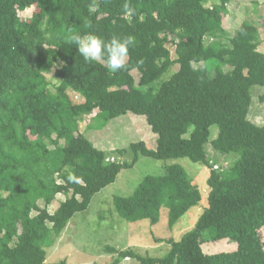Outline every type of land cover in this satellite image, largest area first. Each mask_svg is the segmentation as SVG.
Returning a JSON list of instances; mask_svg holds the SVG:
<instances>
[{"label":"trees","instance_id":"obj_1","mask_svg":"<svg viewBox=\"0 0 264 264\" xmlns=\"http://www.w3.org/2000/svg\"><path fill=\"white\" fill-rule=\"evenodd\" d=\"M215 1L0 0V264H66L47 262L46 247L123 169L142 156L210 167L207 145L237 159L226 170L211 169L207 207L193 228L179 240H157L170 247L163 257L109 249L117 254L109 264H264V125L249 119L253 87L262 88L264 103V53L257 26L244 22L227 33L234 0ZM29 8L30 18L18 15ZM74 34L132 35L136 44L126 67L113 73L104 61L85 60ZM208 62L216 64L214 74ZM53 70L58 84L50 90L46 74ZM94 112L104 126L127 113L145 117L155 150L138 141L118 151L131 153L129 163L106 162L79 130ZM212 126L217 135L209 141ZM59 194L66 197L50 213ZM201 201L177 164L145 176L130 196L113 198L118 215L131 222L155 224L165 207L169 227ZM222 240L236 249L203 251V243Z\"/></svg>","mask_w":264,"mask_h":264},{"label":"rangeland","instance_id":"obj_2","mask_svg":"<svg viewBox=\"0 0 264 264\" xmlns=\"http://www.w3.org/2000/svg\"><path fill=\"white\" fill-rule=\"evenodd\" d=\"M32 12L33 8H29L19 12L18 15L23 19H28ZM244 22L258 27V50L264 53V0H234L228 5V14L223 24L227 33L232 35L233 31ZM170 51L174 57V49L171 46ZM204 65L214 74L215 63L208 62ZM176 70L174 66L173 71ZM171 73L172 71L168 72L163 78L167 79ZM132 75L137 85L139 74L133 71ZM46 78L49 81V89L53 90L58 84V79L54 77V70L46 74ZM262 91V88L258 86L252 88V104L249 111L250 121L260 126L264 125V103H261L258 98ZM70 95L74 102L82 101V98L74 92H70ZM95 113L83 117L79 123V130L97 149L106 154V162L129 163L131 153L128 152L125 156H121L118 151L128 149L131 143L143 141L148 148H155L157 136L152 133L145 117L127 113L110 120L104 126L102 120L95 117ZM216 135L217 127H210L209 141L213 140ZM207 148L210 167L193 163L187 158L156 160L150 157H140L132 168L123 169L114 183L95 194L85 211L74 215L66 228L55 238L53 244L46 247V261L56 263L65 260L66 264H109L117 256L109 249L116 251L131 249L141 256H165L170 247L165 242L157 240H179L193 228L207 207L206 181L211 169L218 172L226 170L237 159L235 154L222 155L213 152L209 145ZM171 164L180 165L185 170L192 184L201 193V203L191 208L172 227H169L165 207L160 210L159 220L155 224H151L148 220L131 222L121 218L114 208L113 198L130 196L145 176H157ZM65 197L63 194L57 195L47 207L48 211L52 213ZM40 205L43 206V203L40 202ZM259 234L264 248V228L260 229ZM202 249L205 253L215 254L234 251L236 245L227 240L208 241L202 244ZM135 263L137 264L135 260L124 259L120 264Z\"/></svg>","mask_w":264,"mask_h":264},{"label":"clouds","instance_id":"obj_3","mask_svg":"<svg viewBox=\"0 0 264 264\" xmlns=\"http://www.w3.org/2000/svg\"><path fill=\"white\" fill-rule=\"evenodd\" d=\"M126 11H131L125 5ZM71 42L77 46L78 53L87 61H104L108 69L115 73L126 67V60L129 55L130 48L136 44L135 37L113 36L110 40H105L101 36L87 35L86 38L79 34L71 36ZM142 64V61H138Z\"/></svg>","mask_w":264,"mask_h":264},{"label":"crops","instance_id":"obj_4","mask_svg":"<svg viewBox=\"0 0 264 264\" xmlns=\"http://www.w3.org/2000/svg\"><path fill=\"white\" fill-rule=\"evenodd\" d=\"M155 148H156V146H155ZM155 148L153 150H155ZM149 149H151V148H149Z\"/></svg>","mask_w":264,"mask_h":264}]
</instances>
